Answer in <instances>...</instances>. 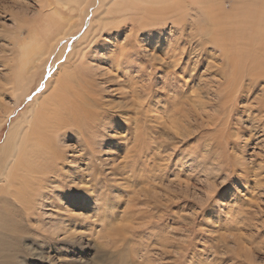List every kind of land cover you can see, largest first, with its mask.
<instances>
[{
  "label": "rangeland",
  "instance_id": "374dc122",
  "mask_svg": "<svg viewBox=\"0 0 264 264\" xmlns=\"http://www.w3.org/2000/svg\"><path fill=\"white\" fill-rule=\"evenodd\" d=\"M95 1L84 6L83 14L76 4L72 11L62 7L63 20L56 23L47 0H0V146L32 100L48 91L58 66L66 64L65 57L74 53L73 59L81 65L79 52L92 36L89 28L97 16ZM224 2L228 9L231 1ZM69 27L56 41L58 33ZM124 30L108 38L100 33L97 51L105 55L117 45L131 47ZM31 32L40 36L48 54L32 64L25 77L26 92L15 102L14 88L27 69V56L20 54L19 47ZM187 32L191 38L182 35V41L175 43L181 46L174 44L181 51L174 63L166 39L152 46L154 36L139 35L126 75L121 73L124 64L108 69L100 59L94 67L85 55L84 62L91 63L95 72L87 76L93 87L90 95L93 101L98 99L99 120L105 119L107 131L100 127V134L95 133L97 126L86 131L93 148L85 151L75 134L61 129L57 143L62 152L66 146L67 153L51 160L56 174L49 180L56 191L52 200L41 201L48 210L36 207L27 215L10 199L11 218L21 223L22 230L14 232L17 246L0 251L4 264H264V116L255 103L260 98L264 104L263 91L260 85L247 84V66L232 71L226 59L235 56H219L205 39L196 40L192 29ZM79 65H74L77 71L82 70ZM236 79L243 82L235 85ZM215 86L219 93H214ZM233 88L240 92L234 93ZM233 96L237 98L231 101ZM226 114L231 115L229 120ZM231 130L239 137H230L226 148L224 138ZM201 138L213 140L219 153L225 150L219 169H195L182 157ZM244 141L237 156L247 170L236 164L231 171L234 144ZM99 146L100 156L95 153ZM16 158L15 153L0 177L11 175ZM62 176L68 183L65 187H79L77 183L83 181V189L59 188ZM83 191H91L89 203L84 202ZM43 210L45 216H41ZM0 240L11 242L10 231Z\"/></svg>",
  "mask_w": 264,
  "mask_h": 264
},
{
  "label": "bare ground",
  "instance_id": "6f19581e",
  "mask_svg": "<svg viewBox=\"0 0 264 264\" xmlns=\"http://www.w3.org/2000/svg\"><path fill=\"white\" fill-rule=\"evenodd\" d=\"M92 1L93 0H47V5L50 14L53 16L51 19L54 18L56 23H58L60 19L63 20L62 14L60 12L62 7H66L72 11L75 7L74 4H76V6L79 8L76 10H79L80 14H83L84 6H86L88 2L90 3ZM230 1L231 3H229L230 6L228 9L224 4V0H96L93 2L95 4L97 3L96 6H98L95 10L97 12V16L94 18V22L91 23V27L89 28V32L92 34V36L86 38L84 46L80 49V52L78 51L80 53L79 62L81 65H79L76 59H73L74 53L68 54L65 57L66 64L58 66L54 79H51L52 82H50V87L48 91L45 92L46 94L43 93L40 96H36L32 100V103L28 105L27 109L24 111L18 122L12 124L11 127H9L5 140L0 146V170L6 169L12 156L15 153L17 154V158L13 163L11 175L1 174L0 177V203L2 204L3 208V213L0 212V235L3 236L4 233L9 230L11 236V242L0 240V251L3 247L17 246L16 240H18V235L14 234V232L22 230L21 223L15 222V220L11 218L8 207L10 204V199L13 200V202H15L20 208H22L27 213V215L33 214L36 207H38V209H44V207L41 205V201H43L45 198L52 200V195L56 191L54 190L56 185L55 183H51L49 176L55 175L56 171L54 169V162L51 160L58 156L64 158L65 154L67 153L66 146L64 145L65 150L62 152L59 150V144L57 143L60 141V136L63 133L60 132L61 129H68L69 132L75 134L76 138L79 140L77 142L81 143V146H83L82 149L85 151L89 149L91 150L93 148H91V141L88 137H86V131L96 130L95 133L100 134L98 131L100 127L102 132L105 130L107 131L105 124L103 123L105 119L99 120L100 116L98 115V99L96 97L94 98L97 102L96 103L93 101V98L90 95V93L93 92V87L91 81L87 79V76H89V73H94L95 75V72L94 68H92L93 66L91 67V63L88 65V61L84 62V57H86L85 55H87L88 59L90 57L92 65L95 64L94 67L99 63L100 59L105 60L106 64L109 65L108 69L111 67L120 68V66L124 64V67L121 68V73L126 75L127 69L131 68L130 63L133 62V59L131 58V52L135 51L134 48H136L133 42H138L137 39L140 37L139 35L146 34L148 37L154 36L153 39H151L152 42H150V40H146L147 42H150L152 46L159 43L158 40L166 39L167 49L172 53L171 55L173 56L171 57L174 59V61L172 59V62L174 63L179 60V57L177 56L181 53L179 48H177L181 45L178 46V43H175L180 39L182 41V35L184 37L189 36L190 31L187 32V29H192L195 39H205L204 43L208 42L207 45H211L213 50L217 48V50L215 49V52H217V54L219 52V56L222 54L230 59L232 56L237 58L235 59V57H233L231 59L232 62L231 60L226 59V61H228L229 65L232 67V71L234 73L243 71V68L247 66V72L250 81L247 84H254L256 86L260 85L263 91L262 94L264 96V85L259 83V77H261V81L264 84V0ZM67 21V19L64 20V23ZM207 22L209 23L208 27H206ZM166 26L168 27V30H166ZM123 27L126 29L124 32H126L125 35L127 40L130 42L132 41L131 47H128V43L117 45L112 49L111 53L107 52L105 55L104 52L97 51L96 40L101 36L100 33L105 32L108 38L114 34L118 35L116 30L123 29ZM69 29H71V27L66 30L63 29L64 31L61 33L59 32L58 35L56 34L58 36L56 41L60 38V36L65 35ZM173 33H176V38L171 37ZM189 37L191 38V36ZM107 40L108 39H106V41ZM172 41H174V43ZM92 42L94 43L93 46L91 45ZM174 44L175 46L177 45V47H175ZM85 48L87 53L84 51ZM19 51L22 56H27V59L24 63V65L27 66V69L25 71L24 77L19 79L17 87L14 88L15 102H17L19 98L26 92V87L24 88L26 83L25 77L32 64H36V60L40 61L46 56V54H48L44 43L36 32H31L26 41L20 45ZM213 58H215V56ZM223 59L224 57L221 60L223 61ZM246 60L250 61L245 62ZM69 64L71 66L70 68ZM76 64L79 65L82 70L77 71L75 69ZM221 64L222 63H220V65ZM87 69L89 71H86ZM218 69H220V67ZM159 77L162 78L164 76L161 75ZM242 82L243 80L240 81L236 79L235 85H240ZM182 83L184 85L186 84L185 81ZM218 90L219 88L214 90V93H219ZM238 90L239 88L234 89V93L238 94L240 92V90ZM177 94H179V92ZM137 96L140 98L139 94H137ZM214 96L217 97L218 94H214ZM236 98L237 96H233L231 101ZM215 101L218 102V100ZM231 103L233 102H230V104ZM255 103L258 111L264 116V104H262V100L260 98H255ZM228 108H226V110H229ZM246 108L247 107L245 106L244 110ZM232 110L234 111V109ZM234 112L236 113V111ZM225 116V118L229 120L231 115L226 114ZM215 117L217 118V116ZM218 122L220 123V120ZM94 126H97V128ZM92 127H94V130L91 129ZM223 130V127H221V131ZM231 131L227 138H224L225 141L223 143L225 147L226 143L231 140L230 137H239L238 132ZM91 133L93 135L95 134L93 132ZM108 133L106 132L107 136ZM103 134L105 136V133ZM216 135L218 136V134ZM221 138L223 139V137ZM56 139L58 140L56 141ZM232 141H234V139ZM245 142L246 141H244L242 145L234 144V152L236 154L232 155L235 162L232 164L231 171L236 170V164H238V168L240 170H247L244 161L240 160V158L237 156L239 149L245 145ZM214 143L215 142H213L211 139L207 140L201 138V140H198L194 146L188 148L182 157L184 158L185 156V162H187L189 165L195 166L193 167L195 169L198 167L202 169L204 168L205 171H212L217 168L219 169L224 161L222 157H224L223 153L225 150L219 153L216 150ZM100 149L101 148L99 146L98 151L95 152L97 154L99 153V156L102 153V150ZM101 160L104 161L105 159L99 158V161ZM14 169L15 172L13 174ZM56 169L59 171L61 170L58 167H56ZM62 181H64L63 176ZM57 184L59 188H63L62 186H67L68 183L65 181L61 182L60 180L57 182ZM77 184L79 187L74 185L70 187H64L67 189L74 190L75 188H78L81 190L83 189V185L85 183L80 181ZM87 190L89 189L87 188ZM83 192H86L84 202L89 203L86 199L91 197V191L90 193H87L88 191ZM79 194L80 193L78 192V195ZM45 208L46 209L44 210H48L49 207ZM44 210L41 212V216H45L47 214V211ZM164 238L165 237H163L161 241L164 240ZM0 264H4V258L0 260Z\"/></svg>",
  "mask_w": 264,
  "mask_h": 264
}]
</instances>
